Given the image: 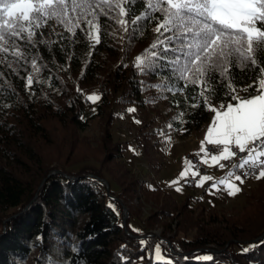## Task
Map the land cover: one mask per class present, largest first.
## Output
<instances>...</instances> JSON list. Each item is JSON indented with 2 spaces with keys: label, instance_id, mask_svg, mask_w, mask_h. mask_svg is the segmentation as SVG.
<instances>
[{
  "label": "trees",
  "instance_id": "1",
  "mask_svg": "<svg viewBox=\"0 0 264 264\" xmlns=\"http://www.w3.org/2000/svg\"><path fill=\"white\" fill-rule=\"evenodd\" d=\"M142 8L143 4L138 2L133 11L139 14ZM100 22L101 43L90 56L87 42L78 30L79 43L69 45L63 40L53 44L51 52L41 45L40 55L48 67L41 70L42 82H34L35 96L30 98L24 81L15 76L9 77V81L19 100L10 90L0 96V104L11 105L0 108V264H23L34 251L40 252L38 264H43L55 241L66 246V264H123L121 257L127 258L128 264H156L148 253L162 239L171 243L173 251L168 243H162L161 249L173 264H264V245L241 254L242 247L264 240V186L252 196L254 202L241 215H224L221 223L211 224L206 223L205 209L195 215L192 204L199 198L188 194L179 203L158 186L146 187V182L128 168L124 161L127 143L114 141L112 135L114 106L135 105L144 109L163 102L172 121L184 110V99L180 94H168V99L144 103L158 93L156 89L141 91L139 82L156 84L161 79L156 75H138L133 59L156 39L157 34L151 31L155 22L133 39L130 48L127 42L121 44L104 35L106 25L107 31L115 27L112 21L101 17ZM57 31L68 35L62 28ZM60 45L65 46L63 50ZM57 65L67 70H60ZM233 71L243 75L239 69ZM25 75L21 71V76ZM244 82H248L246 76ZM92 88H97L101 95L96 113H90L95 105L86 100ZM188 91L191 93V87ZM177 99L179 108L173 103ZM188 113L193 114L185 115L191 121L184 125L188 129L186 134L209 121L210 114L202 107L189 108ZM95 118L102 123L96 146L81 136ZM173 124L174 128L179 127ZM88 177L95 178L96 187L87 182ZM102 180L109 183L110 194ZM145 200L153 207L142 220ZM110 201L119 210V217L107 207ZM122 203L130 210L126 227ZM137 219L144 226L142 233L129 228L131 225L137 229ZM157 229H162L161 236H152L149 247L141 251L139 240ZM193 231L194 237L187 240ZM41 234L42 244L32 247ZM201 249H211L199 254L212 255L213 262L192 258L191 253ZM185 255L189 260L178 259Z\"/></svg>",
  "mask_w": 264,
  "mask_h": 264
},
{
  "label": "snow or ice",
  "instance_id": "2",
  "mask_svg": "<svg viewBox=\"0 0 264 264\" xmlns=\"http://www.w3.org/2000/svg\"><path fill=\"white\" fill-rule=\"evenodd\" d=\"M138 2L143 8L136 14L133 7ZM101 17L115 25L112 31H107L106 25L104 35L121 44L127 42L129 48L133 39L155 22L151 31L157 34L156 39L135 57L133 66L138 75H156L161 79L156 84L139 82L141 91L156 89L158 93L146 99L145 104L168 99V94L183 96L184 110L167 124L169 132L158 130L163 143L171 145L172 131L183 134L188 130L184 125L191 121L185 115L193 114L188 113L189 108L202 107L210 114L199 150L194 153L199 159L196 163L185 159L180 178L187 180L190 176L197 187L212 181L207 189L209 195L220 192L219 186L223 185V190L232 197L242 191L247 178L264 179V0H0V96L10 90L19 100L9 81L12 76L24 81L30 98L35 96L34 82L36 85L42 82L41 70L48 67L40 55L41 45L51 52L53 44L63 40L69 45L79 43L78 30L87 42L90 56L101 43ZM58 27L68 35L58 32ZM52 36L59 40L50 39ZM64 47L60 45L61 50ZM71 58L69 55L68 59ZM57 68L67 70L60 65ZM234 68L243 75L234 72ZM21 71L26 75L21 76ZM245 76L248 82H244ZM100 99L101 95L95 92L86 96L93 103ZM173 103L180 107V100ZM8 107L11 105L0 104V108ZM135 111V107L127 109L129 113ZM173 122L179 127L174 128ZM135 123L141 121L135 120ZM198 164L229 170L217 179L213 175H201ZM197 176L200 180H196ZM87 182L97 186L94 177H88ZM178 183L179 180H173L169 186ZM175 190L182 192L181 187ZM107 207L120 216L115 203L110 201ZM129 228L141 232L131 225ZM151 239L150 235L139 240L141 251L149 247ZM42 242L41 234L31 246ZM162 243L166 242L159 241L152 246L149 258L156 264L161 261L173 264L171 259L165 260L162 256ZM260 245H264V240L242 247L241 254ZM76 250L73 246V251ZM192 258L213 262L212 255L193 253ZM121 259L123 264H128L127 258ZM178 259L187 261L189 257ZM43 264H62V261L45 255Z\"/></svg>",
  "mask_w": 264,
  "mask_h": 264
},
{
  "label": "rangeland",
  "instance_id": "3",
  "mask_svg": "<svg viewBox=\"0 0 264 264\" xmlns=\"http://www.w3.org/2000/svg\"><path fill=\"white\" fill-rule=\"evenodd\" d=\"M94 92L99 94L97 88H92L90 90V94ZM98 102L99 101L94 103L95 107L93 108H95V112H93L92 108L90 113H96V105ZM130 107H135L136 111L132 113L127 112V109ZM114 113L115 121L112 125V135L114 141L127 143L124 146V161L127 163L128 168L132 171V173L137 178L145 181L146 187L152 189L155 186H158L164 192L170 193L179 203L183 202L188 194H192L199 198L200 200L198 202H194L192 206L196 208V216L200 215L201 211L205 209L204 212L207 216L206 223H221L224 215H241V213L245 209L249 208L254 202L252 196L257 193L259 188L264 186V179L259 181L254 179L250 182H245V184L241 186L242 191L235 197L228 196L223 190V185L219 186L221 189L220 192L215 195H209L207 189L212 181L205 182L204 186L199 187L196 191L189 190L186 187L185 180L183 181V179L180 178V173L184 170V162L185 159H187L186 154L193 152V150L200 147V141L203 139L207 125L210 121L206 122L200 129L190 134H186L185 132L181 134L179 131H172L171 145L168 146L162 142L163 137L158 135V130L160 129H163L165 133L169 132L167 124L170 122V116H168L167 109L163 102H157L154 106H149L144 109L135 105L119 106L116 104L114 106ZM135 120H140L141 123L137 124L135 123ZM101 124L102 123L98 118L92 119L89 126L81 132V136L90 139L92 144L96 146L102 135ZM144 132H147V134H143ZM198 136H201L202 139L194 141V139L198 138ZM197 141L198 146H195ZM161 149H163V151ZM226 174L227 170H224L213 176L219 179L221 176ZM173 180H179V183L169 186V183ZM176 187H181L182 192H177L175 190ZM201 197L203 198L201 199ZM123 204L129 210V207L125 203H122V205ZM198 204L200 205L199 208H197ZM152 207V203L145 200L142 205V220L149 216ZM136 226L137 229L141 230V233L145 231L141 220H136ZM174 227L177 228L178 224ZM161 234L162 229H157L151 236H161ZM194 235L195 232L193 231L186 237V239L191 240ZM179 238H184V236L180 235ZM162 240L166 242L165 240L167 239ZM65 248L66 246L63 245L62 242L55 241L51 248L52 258L61 260L62 264H64L67 259V256L65 255ZM237 251L239 252L240 249H237ZM39 255L40 252L34 251L30 258L23 264H38ZM201 255L209 254L202 253ZM163 257L167 260L165 256Z\"/></svg>",
  "mask_w": 264,
  "mask_h": 264
},
{
  "label": "built area",
  "instance_id": "4",
  "mask_svg": "<svg viewBox=\"0 0 264 264\" xmlns=\"http://www.w3.org/2000/svg\"><path fill=\"white\" fill-rule=\"evenodd\" d=\"M197 151H195V152H197ZM198 159L199 158L195 156L193 158H189L188 160H192L194 163H196L198 161ZM221 163H227V162L221 161ZM197 167H198V170L200 171L201 175H205V174L212 175L213 168H219L218 165L209 168L207 165H203V164H198ZM224 169H227V172L229 170L228 167H225ZM196 180H200V177L197 176ZM185 184H195V182L191 179V177H189L187 180H185Z\"/></svg>",
  "mask_w": 264,
  "mask_h": 264
},
{
  "label": "water",
  "instance_id": "5",
  "mask_svg": "<svg viewBox=\"0 0 264 264\" xmlns=\"http://www.w3.org/2000/svg\"><path fill=\"white\" fill-rule=\"evenodd\" d=\"M102 182L106 185V187H107V191H108V193L110 194V186H109V183L107 182V181H104V180H102ZM110 197L111 198H113V199H115L112 195H110ZM123 212H124V218H123V222H124V225H125V227H126V225H127V220H128V218H129V210H128V208L123 204ZM169 245H170V247H171V249H172V251H173V248H172V246H171V243L168 241V240H165ZM205 251H211V249H201V250H196V251H194V252H192L191 254H193V253H200V252H205Z\"/></svg>",
  "mask_w": 264,
  "mask_h": 264
},
{
  "label": "bare ground",
  "instance_id": "6",
  "mask_svg": "<svg viewBox=\"0 0 264 264\" xmlns=\"http://www.w3.org/2000/svg\"><path fill=\"white\" fill-rule=\"evenodd\" d=\"M195 152H190L188 154H186V158L189 159V158H193L195 157L194 155ZM224 170H227V169H220V168H213V171H212V175H215V174H218ZM255 178L253 177H249L246 179L245 182H250L252 180H254ZM186 187L189 189V190H192V191H196L198 189V187L196 186V184H186Z\"/></svg>",
  "mask_w": 264,
  "mask_h": 264
},
{
  "label": "crops",
  "instance_id": "7",
  "mask_svg": "<svg viewBox=\"0 0 264 264\" xmlns=\"http://www.w3.org/2000/svg\"><path fill=\"white\" fill-rule=\"evenodd\" d=\"M200 139H202V137L200 136H198V138H196V139H194V141L195 140H200ZM195 146H198V141H197V144H195ZM197 150H199V148L198 149H196V150H193V152H195V151H197ZM189 178V177H188ZM185 179H183V181H184Z\"/></svg>",
  "mask_w": 264,
  "mask_h": 264
}]
</instances>
